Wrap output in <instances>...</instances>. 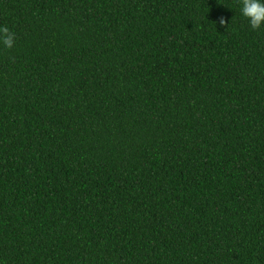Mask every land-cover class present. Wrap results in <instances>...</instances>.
<instances>
[{"label":"trees","instance_id":"obj_1","mask_svg":"<svg viewBox=\"0 0 264 264\" xmlns=\"http://www.w3.org/2000/svg\"><path fill=\"white\" fill-rule=\"evenodd\" d=\"M240 7L0 0V264H264V28Z\"/></svg>","mask_w":264,"mask_h":264},{"label":"clouds","instance_id":"obj_2","mask_svg":"<svg viewBox=\"0 0 264 264\" xmlns=\"http://www.w3.org/2000/svg\"><path fill=\"white\" fill-rule=\"evenodd\" d=\"M240 13L248 20L249 26L253 30L264 28V0H239ZM220 23L224 24L223 18ZM0 43L7 48L15 47V33L6 26H0Z\"/></svg>","mask_w":264,"mask_h":264}]
</instances>
